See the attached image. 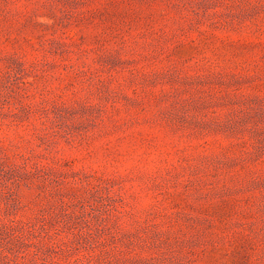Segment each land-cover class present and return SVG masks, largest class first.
Instances as JSON below:
<instances>
[{
  "label": "rangeland",
  "instance_id": "1",
  "mask_svg": "<svg viewBox=\"0 0 264 264\" xmlns=\"http://www.w3.org/2000/svg\"><path fill=\"white\" fill-rule=\"evenodd\" d=\"M0 264H264V0H0Z\"/></svg>",
  "mask_w": 264,
  "mask_h": 264
}]
</instances>
